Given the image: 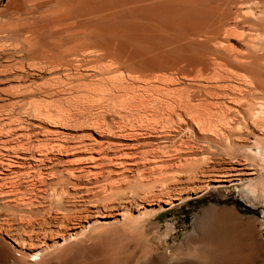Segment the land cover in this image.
<instances>
[{
    "label": "rangeland",
    "instance_id": "1",
    "mask_svg": "<svg viewBox=\"0 0 264 264\" xmlns=\"http://www.w3.org/2000/svg\"><path fill=\"white\" fill-rule=\"evenodd\" d=\"M263 104L264 0H0V264H264Z\"/></svg>",
    "mask_w": 264,
    "mask_h": 264
},
{
    "label": "bare ground",
    "instance_id": "2",
    "mask_svg": "<svg viewBox=\"0 0 264 264\" xmlns=\"http://www.w3.org/2000/svg\"><path fill=\"white\" fill-rule=\"evenodd\" d=\"M189 41V40H188ZM96 44V43H95ZM159 65V64H158ZM168 66V65H167ZM163 67V66H162ZM165 68V67H164ZM200 90V89H199ZM195 94V93H194ZM168 96V95H167ZM192 98V97H191ZM181 100V99H180ZM262 104V103H261ZM264 105V104H263ZM187 106V105H186ZM253 106V105H252ZM257 107V106H256ZM255 107V108H256ZM254 108V107H252ZM258 108V107H257ZM262 108V107H261ZM260 110V109H259ZM261 111V110H260ZM259 112V111H258ZM264 112V111H263ZM258 118V117H257ZM262 119V117H261ZM248 120V119H247ZM260 120V119H259ZM196 121V120H195ZM171 122V121H170ZM256 122V121H255ZM166 124V123H165ZM257 124V123H256ZM263 124V122H262ZM256 126V125H255ZM258 126V124H257ZM43 162V161H42ZM43 177V176H42ZM42 190V189H41ZM201 222V220H200ZM62 227V226H61ZM203 233V232H202ZM205 233V231H204ZM207 234V233H206ZM204 235L203 237L199 238L198 240L196 241H193L192 244H189L187 246H185L183 249H181V251L179 252L180 255H189L191 254L193 251L195 252L198 248H205L206 251H211L213 248H216L218 245H219V242L217 240V238L215 237L214 234H207V235ZM195 236V235H194ZM117 238V237H116ZM103 239V238H102ZM191 239V238H190ZM194 240V239H192ZM104 241L106 243H111L113 241H115V235H108L104 238ZM191 241V240H190ZM188 244V243H187ZM201 254V257L200 258H203L204 257V254L203 252L200 253ZM57 255V254H56ZM55 255V256H56ZM208 255H209V252H208ZM128 256L127 255H124L123 258H127ZM156 258V257H155ZM158 258V256H157ZM183 258V257H182ZM206 258V256H205ZM51 259V257H50ZM263 259V258H262ZM49 261V258H47L46 260H44L45 263H47ZM200 261V260H199ZM198 262V261H197ZM181 264H184V262H180ZM185 263H191L190 261H187ZM264 263V262H263ZM192 264V263H191ZM194 264V263H193Z\"/></svg>",
    "mask_w": 264,
    "mask_h": 264
}]
</instances>
